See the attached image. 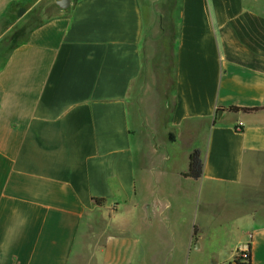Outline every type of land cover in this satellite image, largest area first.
<instances>
[{"label":"crops","instance_id":"obj_1","mask_svg":"<svg viewBox=\"0 0 264 264\" xmlns=\"http://www.w3.org/2000/svg\"><path fill=\"white\" fill-rule=\"evenodd\" d=\"M36 1L0 0V264H264V110L218 111L264 108V0H72L11 43Z\"/></svg>","mask_w":264,"mask_h":264},{"label":"rangeland","instance_id":"obj_2","mask_svg":"<svg viewBox=\"0 0 264 264\" xmlns=\"http://www.w3.org/2000/svg\"><path fill=\"white\" fill-rule=\"evenodd\" d=\"M54 3L55 0H41L19 6L13 12L14 16L11 21H8L10 29L7 38L9 37L10 42L23 38L30 30L56 13ZM150 17L151 12H149ZM157 32L158 30L154 28L149 32V58L153 56L152 61H155V68L151 71L158 79V84L154 85V89L160 94L164 104L172 109L174 105L176 56L172 46V37ZM228 208L231 212L232 208L230 206ZM235 238H237L236 233L232 232L231 235H228L226 243L219 245L222 253L225 251L224 247H231ZM217 246V244L208 241L206 243L207 254H213ZM199 263L203 264V260Z\"/></svg>","mask_w":264,"mask_h":264},{"label":"trees","instance_id":"obj_3","mask_svg":"<svg viewBox=\"0 0 264 264\" xmlns=\"http://www.w3.org/2000/svg\"><path fill=\"white\" fill-rule=\"evenodd\" d=\"M220 110L229 111L232 113L247 114V113H253V112L264 110V108L245 109V108H239V107H229L227 109H219L218 111ZM203 172H204V163L201 158V152L199 150H195L190 156L189 172L186 175H184V177L191 178L197 181L202 178ZM97 202L100 203V201H97Z\"/></svg>","mask_w":264,"mask_h":264},{"label":"built area","instance_id":"obj_4","mask_svg":"<svg viewBox=\"0 0 264 264\" xmlns=\"http://www.w3.org/2000/svg\"><path fill=\"white\" fill-rule=\"evenodd\" d=\"M237 261L242 264H249L251 260V252H250V242L248 241L245 244H241L237 250L236 255Z\"/></svg>","mask_w":264,"mask_h":264},{"label":"water","instance_id":"obj_5","mask_svg":"<svg viewBox=\"0 0 264 264\" xmlns=\"http://www.w3.org/2000/svg\"><path fill=\"white\" fill-rule=\"evenodd\" d=\"M72 0H55L54 9L58 14H66L71 10ZM223 111H220L221 115Z\"/></svg>","mask_w":264,"mask_h":264}]
</instances>
